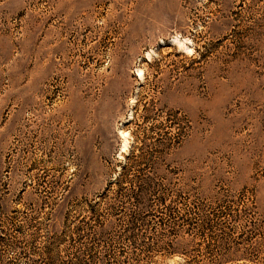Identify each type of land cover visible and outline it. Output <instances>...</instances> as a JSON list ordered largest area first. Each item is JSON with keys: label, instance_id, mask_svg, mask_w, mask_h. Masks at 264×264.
I'll use <instances>...</instances> for the list:
<instances>
[{"label": "rangeland", "instance_id": "rangeland-1", "mask_svg": "<svg viewBox=\"0 0 264 264\" xmlns=\"http://www.w3.org/2000/svg\"><path fill=\"white\" fill-rule=\"evenodd\" d=\"M0 264H264V0H0Z\"/></svg>", "mask_w": 264, "mask_h": 264}, {"label": "trees", "instance_id": "trees-1", "mask_svg": "<svg viewBox=\"0 0 264 264\" xmlns=\"http://www.w3.org/2000/svg\"><path fill=\"white\" fill-rule=\"evenodd\" d=\"M126 164H127L126 162L123 164V166H122L123 170H124V167H125ZM123 170H121V172H119L118 176H116L114 181H113L114 184H116L117 186H121V182L123 180L122 178H123V176L125 174ZM91 206H93V205H91ZM195 207H196V209H193L194 210L193 212H194L195 216L198 217V219H200L201 221L204 222L207 219V217L205 216V214L201 213V210L199 211V206L198 205L195 206ZM167 208L169 210V214L172 215L174 213L173 207H167ZM187 213H188V209L186 211H183V212H178V214H176L174 216H171V219H172L173 223L178 225V223H181L178 220H181L182 222H184V223H186L188 225H192V223H193L192 216H187ZM158 222L161 223V220L159 219ZM170 242H171L170 240L166 241V244L170 245Z\"/></svg>", "mask_w": 264, "mask_h": 264}]
</instances>
